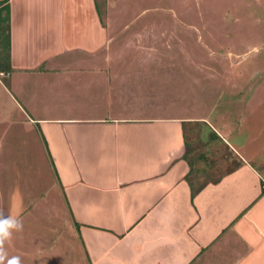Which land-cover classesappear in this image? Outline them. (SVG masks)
Segmentation results:
<instances>
[{
  "label": "crops",
  "instance_id": "0c3cea01",
  "mask_svg": "<svg viewBox=\"0 0 264 264\" xmlns=\"http://www.w3.org/2000/svg\"><path fill=\"white\" fill-rule=\"evenodd\" d=\"M94 2L8 0L12 70L0 81L3 115L18 109L12 120L40 132L86 263L264 264V161L207 118L171 115L177 104L124 59L154 46L110 50L127 39L108 35ZM184 122L209 125L239 160L192 197Z\"/></svg>",
  "mask_w": 264,
  "mask_h": 264
},
{
  "label": "rangeland",
  "instance_id": "374dc122",
  "mask_svg": "<svg viewBox=\"0 0 264 264\" xmlns=\"http://www.w3.org/2000/svg\"><path fill=\"white\" fill-rule=\"evenodd\" d=\"M95 3L108 35L127 39L114 38L110 50L120 51L122 43L154 46L158 55L147 57L128 47L124 59L130 62L126 66L148 72L154 92L169 95L165 103L177 104L170 106L171 115L207 118L231 143L242 141L235 149L250 163L264 161V0ZM155 109L161 113L168 107ZM18 114V109L6 116L0 111V209L24 223L6 243L9 256L19 255L22 264H87L40 132L12 120L10 115ZM182 127L187 156L202 168L193 173L194 183L239 163L221 139H210L213 129L206 123Z\"/></svg>",
  "mask_w": 264,
  "mask_h": 264
},
{
  "label": "trees",
  "instance_id": "16d2710c",
  "mask_svg": "<svg viewBox=\"0 0 264 264\" xmlns=\"http://www.w3.org/2000/svg\"><path fill=\"white\" fill-rule=\"evenodd\" d=\"M95 7H96V3H95ZM96 12L98 18L101 21L102 17L99 11L97 10V8H96ZM11 70L12 68L9 59V4H8V0H0V73L2 74L3 77H6L11 72ZM4 84H6V82ZM209 132H210L209 133L210 139H218L220 141V138H218V136L212 130H210ZM188 153H189L188 150L184 149L183 158L186 160V163L188 164L189 167L185 179L190 189V196L192 197L196 192H198L202 188L206 179L203 181V183H194L191 180L189 175L195 169H193L194 165L192 164L191 160L188 158V156H186ZM231 169L227 170L225 173H227ZM219 177L220 176L209 181L215 182L219 179Z\"/></svg>",
  "mask_w": 264,
  "mask_h": 264
},
{
  "label": "clouds",
  "instance_id": "9594fccd",
  "mask_svg": "<svg viewBox=\"0 0 264 264\" xmlns=\"http://www.w3.org/2000/svg\"><path fill=\"white\" fill-rule=\"evenodd\" d=\"M24 223L18 216H5L0 209V264H22L19 255L9 256L6 243L11 240L14 232H22Z\"/></svg>",
  "mask_w": 264,
  "mask_h": 264
}]
</instances>
